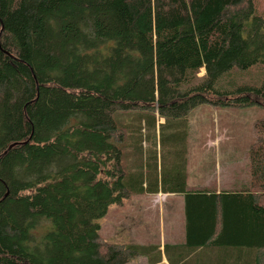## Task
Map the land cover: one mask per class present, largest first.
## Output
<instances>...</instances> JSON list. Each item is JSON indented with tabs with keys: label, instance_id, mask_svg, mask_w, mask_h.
<instances>
[{
	"label": "trees",
	"instance_id": "16d2710c",
	"mask_svg": "<svg viewBox=\"0 0 264 264\" xmlns=\"http://www.w3.org/2000/svg\"><path fill=\"white\" fill-rule=\"evenodd\" d=\"M260 63L264 0H0V264L140 257L99 234L98 220L130 197L114 114L143 111L151 125L199 106H260L263 117L250 191L185 194L189 250L218 246L264 264V80L216 87Z\"/></svg>",
	"mask_w": 264,
	"mask_h": 264
},
{
	"label": "crops",
	"instance_id": "0c3cea01",
	"mask_svg": "<svg viewBox=\"0 0 264 264\" xmlns=\"http://www.w3.org/2000/svg\"><path fill=\"white\" fill-rule=\"evenodd\" d=\"M203 74L204 70H201L200 75ZM229 110L232 109L199 106L181 119L166 120L157 115L151 118V126L154 128V148L148 154V161L135 166V168L138 166L137 172L139 171V175H136L137 179H133L132 173H128L124 168L126 177H130L126 183L131 187L130 197L123 200L121 206L111 207L108 216L99 223V234L108 243L135 248L141 252L140 257L127 264L240 263L238 254H233L234 259L228 256L232 250L211 245L189 250L187 245L186 193L202 191L206 194L221 195L251 189L250 178L241 182L235 177L237 149L230 150L228 147L213 144L210 146L208 142L207 146L197 147L199 150L197 152L196 146H191V137L197 136V124L205 126L206 117L212 118L217 113L219 116H229ZM207 125L209 127L210 124ZM207 125L201 128L203 132L206 131ZM161 127L169 128L164 136ZM163 138L165 141L178 139L179 145L163 149L161 145ZM201 150H205V157L202 156ZM249 151L250 148L245 150L246 155ZM243 159L245 160L246 156ZM149 161L150 164H147ZM150 168L154 172L148 173ZM230 170H233L232 174ZM141 200L153 202L155 205L143 206L136 216L134 204ZM261 200H264L263 196ZM154 213L157 216L153 222L158 227L159 237L157 241L145 242L144 238L149 235L147 232L150 229L149 221L154 219ZM131 225L137 227V233L133 236L130 233ZM145 228L147 233H142ZM242 253L245 254L246 251L243 250ZM258 253L260 256L264 252ZM228 257L231 259L227 260Z\"/></svg>",
	"mask_w": 264,
	"mask_h": 264
},
{
	"label": "rangeland",
	"instance_id": "374dc122",
	"mask_svg": "<svg viewBox=\"0 0 264 264\" xmlns=\"http://www.w3.org/2000/svg\"><path fill=\"white\" fill-rule=\"evenodd\" d=\"M263 1V0H260ZM264 80V64L260 63L254 65L246 70H234L222 75L216 82V87L219 90L233 92L242 87H259ZM230 112V113H229ZM229 116H219L217 113L213 115L212 118L206 117L205 123L207 125L206 131L202 129L206 126H199L197 124L196 133L197 136L191 137V146L195 145L197 152L198 148L202 145L207 146H219L228 147L230 150L234 148L237 149L236 154V168L234 169L235 177L243 182L244 179H249V158L246 155L245 150L251 148L256 142V135L254 124L256 121L263 117V111L260 106H252L250 109H232L229 110ZM118 113L121 115L118 116ZM143 111L137 112H117L114 114L120 128H122L126 133V138L122 144L123 150V166L128 173H132V176L137 175L138 166L143 162L148 161V154L154 148L153 126L149 125L145 119H142ZM152 113L146 114L145 116H150ZM234 116V117H232ZM151 117V116H150ZM196 122V119H195ZM202 128V129H201ZM207 131V129H209ZM169 130V128L161 127V133L164 134ZM210 132V133H207ZM228 133V136H227ZM161 145L164 148L173 147L175 143L173 141H165L162 139ZM183 145H185L183 143ZM190 145V143H189ZM198 147V148H197ZM202 156H206L205 150H201ZM246 159L244 160L243 158ZM150 162V161H149ZM149 162L147 164H149ZM204 163V161H203ZM231 174L233 170H230ZM232 178H230L231 180ZM155 205L153 202H145L141 200L134 204V209L136 216L138 215V210L145 205ZM152 221H149V233L148 237L144 238L145 242L157 241L159 237V231L155 221L157 214ZM153 214V215H154ZM98 222L100 223V221ZM162 222V219H161ZM130 233L133 236L137 233V227L134 225L130 226ZM146 228L142 230V233H147ZM102 237V236H101ZM103 240L107 241L102 237ZM137 239V238H136Z\"/></svg>",
	"mask_w": 264,
	"mask_h": 264
}]
</instances>
